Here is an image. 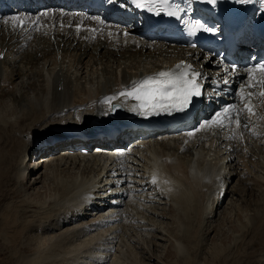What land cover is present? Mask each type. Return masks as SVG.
<instances>
[{
	"label": "bare ground",
	"instance_id": "6f19581e",
	"mask_svg": "<svg viewBox=\"0 0 264 264\" xmlns=\"http://www.w3.org/2000/svg\"><path fill=\"white\" fill-rule=\"evenodd\" d=\"M185 1L187 3L189 2V0ZM118 11L100 10L87 13L82 11L81 5L76 7L74 11L62 8L58 5H53L50 9H41L35 11L31 15L25 14L24 16H20L25 17V21L27 22L25 23L23 19H19L23 21V26H20L18 21H13L11 18L5 20L8 21L7 23H5V21L2 23L0 20V97L2 95H9L13 101L22 104V109H24L23 111L20 109L22 112L21 114L18 113L19 117L16 116L17 118L7 121L9 123L2 122L4 125L2 124L3 126L2 129H0V133L2 136L8 137L9 134V136L12 135L15 138L20 136L21 133H24V135L26 134L28 139L24 142V151L20 154V162L26 157L29 147L32 149L33 154H38L40 156L53 154L55 152L56 154L63 152L61 158L58 157L59 159L54 160L55 164H53L58 170L62 168V172H66L68 177H65V181L63 180L64 183L60 184L62 193L57 195V197L61 198L55 204L56 207H60L58 213L61 217L57 221L63 226H68L75 223L79 218H83L79 216L81 207L86 203L87 208V201L92 198L91 201L103 203L102 208H85L88 215L85 214L84 217H92V225H90V228H96L95 230H97L104 227V232L107 236L108 232L114 228L109 226L120 221L117 220L119 216L116 214V208H120L119 206L123 205L129 210L136 209L137 205L142 208L145 207L146 203L144 199L140 200L143 195L142 193L147 190V192H145L146 197L147 195L151 196L148 190H151L152 185L166 184L164 183L166 181L168 182V186L170 185V190L167 191V186L162 187V189L165 190L167 201L174 205V207H184L182 211L186 208L187 211H184L190 214L186 215V218L189 217V220L190 217L194 219V217H192V214H194V224H200V226H202L201 224L209 219L207 210L210 208L207 209L204 206V210L200 213L198 212V206L196 205V207L194 202L192 203V199L196 194L199 195L200 192L205 193L202 188H205L208 184V180L206 182L204 181L206 174L208 173L207 177H209L211 171H220V175L217 174L213 180V183H216L218 186L215 191L220 192V194H213L215 196L213 197L215 199L217 196L219 201L220 195L223 192L222 190L226 184V168L230 166L235 158V156L231 154V151H238L241 149H237L240 145V142H238V135L242 134L247 138V140H244V137H242L245 142L242 141L243 143H241L242 146L247 143L248 148L251 146H249L251 142H249L248 139H252V142H254L252 143L253 147L261 141L258 130L264 125V97L260 96L261 88H264V84L259 82L262 77L258 75H247L243 68L231 72L213 61L207 62L203 66V71L201 72L199 71V67L203 63V60L197 56L194 50L185 47H177V45L180 46V44L176 43V39L173 36L166 35V40H164L163 37L159 36V31H151L147 25L140 24L135 18H126L120 15ZM161 32L162 34H170L169 31ZM120 33L121 35H119ZM140 37L147 41L155 39L165 44H162L159 48H155L154 51H147L149 45L156 46L157 44L144 42ZM136 39H139L138 44L136 43ZM135 44H137V46ZM166 44L172 46H167ZM89 50H96L95 52H97V54L88 53ZM101 51L104 52L101 54ZM140 57L148 61L147 66H142V69L140 67H133V63L129 61V59L132 60ZM87 58L88 65L85 62ZM111 62L112 66L109 65ZM177 65H183L185 67L190 65V71L199 74L196 77V82H201L205 79L211 87H217L219 96L222 99L217 109L214 110L215 118L205 120L197 129L194 128L195 123H191L190 131L186 132V137L188 139L186 144L182 143L185 135H179L175 139H172L170 137H174V134H171L170 137L167 133L159 134V136L166 135L160 140H151L139 136V139L144 141L131 147L134 148L133 150L130 148L126 150L125 153L119 152L115 158H108V156H112V153H104L107 154V156H95L93 154L90 155L91 152L89 153L85 149L72 148L68 144L62 145L60 143L67 140V138L76 135L79 136V129H83V127L90 125L94 116L97 114V109L99 107H105L113 102H119L130 106V109L125 115V120H140L144 118L145 115L150 117L162 116L163 114H161V112L164 109L141 108L139 106V101L131 97L121 96L120 93L130 91L135 84H138L148 77H154L161 71L176 72L178 71ZM50 66H52L51 69L49 68ZM89 66L90 70H88L90 72L88 73L87 67ZM113 66H115L114 69ZM36 70L41 71L36 73ZM83 71L85 72L83 73ZM216 74L219 76L223 74V79H217ZM232 75H235V79L225 83ZM15 78L20 80L26 79L25 85H20L18 89L20 90L18 97L16 96L17 93H15L16 85L13 83ZM235 87H237L238 91L232 99L223 95L224 93L222 92H224V90L231 91ZM26 89L31 90V93H29L30 95H35L32 99L29 97V94L27 95L28 91H26ZM248 93H252V95L249 97ZM28 97L29 99L27 101ZM249 102L252 107L251 113H249L246 108ZM226 108L230 109V111L227 115H222L220 117L223 120L222 127L216 124H209L210 121L217 118L218 113L223 114ZM98 114L101 118H105V112H99ZM237 120L240 122L239 126L237 125ZM86 121H88L87 124H85ZM213 125H215V128L211 129ZM234 126L235 128L233 129ZM58 129H65L70 133L63 132L64 135L58 133L53 139L48 138L40 140L37 144L46 142L42 144V147H39L40 145L38 147L37 145H33L30 140L31 137L47 135ZM224 129L226 132L225 135L221 134ZM232 131H234L236 139L233 137ZM123 136L128 137L129 134L124 133V135H120L118 140L122 141L127 138ZM221 136H228V140L232 139V142L228 143L227 141L224 147L228 148L224 152V154L226 153L225 155H228L227 162H225V157L221 158L220 156L222 151L221 148L223 149L224 146H221L222 144L219 143L221 139H219V137ZM204 137L218 138L216 140V146L215 144L213 145V143L208 144L209 147L205 145L207 147L205 153L203 151H197L198 146L201 144V148L205 150L204 144L207 139H204ZM256 140H259V142ZM262 142L264 143L263 139ZM189 143L191 145L190 149H188ZM262 144L260 143L258 145ZM262 147H264V144ZM192 149L194 150L193 152H195L194 154L192 153ZM218 149H220V151ZM241 151L243 152V150ZM6 152L8 153V151ZM33 154L32 156H34ZM242 154H244V156L246 155L245 153ZM52 162L53 160H50L47 163L48 166ZM203 166H209V170H207L208 168L203 170ZM39 168L40 167L34 169L36 171L39 170ZM238 174L239 173H236L235 175ZM23 177L24 173L20 168L19 178L22 180ZM200 182L205 184L198 185ZM131 183H133V185L131 186L132 188L129 189L128 186H130ZM198 186L202 187L201 190L198 189ZM133 187H138L139 189H134ZM99 193L102 195H99ZM132 193H137L139 196H132ZM104 195L106 196L104 197ZM160 195L163 196L164 194ZM101 198L107 199L101 202ZM125 198H128V202L124 201ZM196 198H198V196H196ZM223 201L224 199L221 202ZM23 203L21 202L26 208L21 209L25 210L30 208L28 204ZM105 208L106 210H103ZM21 209L17 206L16 214L20 215L22 213ZM100 211L112 212L111 217H113V220L101 219L103 214L97 217ZM184 211L183 213L181 212V215L185 214ZM67 214H71L70 217ZM119 214H123V212ZM177 214L180 213L177 211ZM261 219L262 220L257 225V231L253 235V241L257 240L256 242L254 241L255 245L257 247L263 245V249L264 213ZM150 220L152 221V219ZM190 221L187 220V223L189 224ZM2 224V235L4 234L5 236L6 234L5 238L13 242L16 241L19 226L15 229L10 228L7 217L2 220ZM191 224L189 227L192 226ZM84 226L86 227L87 225ZM84 226L82 228H85ZM75 227L77 228V226H74V229ZM199 227L197 226V228ZM87 228L88 226L86 229ZM153 228H151L152 231ZM191 228L195 230L196 225H193ZM73 231L75 232L73 234H76V232L79 233L83 230L81 228L77 231L70 230V232ZM98 231L96 235L93 237L91 236V243L94 240H102L104 234L99 235ZM102 231L103 229L100 232ZM189 231L185 230L183 233ZM198 231L200 233L199 229ZM67 232L69 231L61 235V240L67 237ZM111 232L110 235L114 233ZM149 234L147 236H149ZM194 234V231L186 233V235H184V241L191 243L192 239L196 236ZM70 235L69 233V236ZM177 236L179 235L177 234ZM111 237L113 238V236ZM180 238L182 239V236ZM103 239L107 240L105 238ZM196 241L194 240V244ZM103 244V242L99 243L98 253L100 256L96 258L97 261L102 259L104 253L101 252L107 254V252L112 249L106 248ZM177 244V253L181 255L182 249H185L184 243L181 246V252L178 251L180 243L177 242ZM190 246L193 248L194 245ZM95 247L97 248V245ZM193 249H195V247ZM92 251L90 252L91 256H93ZM92 258L94 260L95 255Z\"/></svg>",
	"mask_w": 264,
	"mask_h": 264
},
{
	"label": "rangeland",
	"instance_id": "374dc122",
	"mask_svg": "<svg viewBox=\"0 0 264 264\" xmlns=\"http://www.w3.org/2000/svg\"><path fill=\"white\" fill-rule=\"evenodd\" d=\"M8 17L17 16L10 15L6 18ZM119 35H121V33ZM147 42L150 44H157L156 46L149 45V47H147V51H154L155 48H159L162 44H165L158 41ZM136 43H139V39H136ZM137 44L135 45L137 46ZM166 45L172 46L169 44ZM95 51L89 50L88 53L91 52L95 55L97 54ZM103 52L104 51H101V54ZM129 61L133 63V67L135 66L140 68L142 66H147L148 63V61H145V58L143 57L132 60L129 59ZM85 62L88 65V58L85 60ZM109 65L112 66V62ZM49 68L51 69L52 66ZM89 68L90 66L87 67V70ZM114 68L115 66H113V69ZM89 70L88 73L90 72ZM40 71L36 70V73ZM84 72L85 71H83V73ZM25 81L26 79L20 80L15 78L13 83L16 85L15 93H17V97L18 94H20V90L18 89L20 88V85H25ZM26 91H28L27 95L31 93V90L26 89ZM2 96L0 97V129H2L4 123H9L7 121L17 118L16 116L19 117L18 113L21 114V112L24 110L22 109V104L13 101L9 95L5 97ZM34 96L35 95L29 94L31 99ZM29 97L27 98V101ZM20 109H22V111ZM87 123L88 121H86L85 124ZM263 131L264 125L260 129L261 141L259 142V140H256L259 142L258 144L263 143ZM63 132L70 133L68 130L58 129L52 133H48L47 135H42L43 137H31L30 140L33 145H37V147L40 145L39 147H42V144L46 142H43L42 144H37V142L48 138L53 139L56 134H62ZM221 134L224 133L221 132ZM159 137L162 139L165 136ZM220 138H222V136L219 137V139ZM26 139L28 138L26 137V134L24 135V133H21V135L17 138L13 137L12 135L9 136V134L8 137L2 136L0 133V140L2 141H0V264H113V262L114 264H264V248L262 249L263 245L261 247H257L255 245L257 240H254L255 242L253 241V235L256 233L257 225L262 220L261 218L264 213V147H262L264 143L262 145L256 144L254 148L252 145L254 142L251 141V143H249V146H251L248 148L246 143L244 146H242V143L245 142H242L243 139L238 140L240 145L237 149H241L238 151H231V154L235 156V158L231 162L230 166H227L226 168V184L222 190L223 192L220 195L219 201L217 196L214 199V195L216 193L220 194V192L215 191L217 190L216 188H218V186L216 183H213V180L217 174L220 175V171L217 169L218 166L216 167L218 171L213 170V172L211 171L209 177H207L208 173L206 174V177H204L206 179H204L205 182L208 180V187L205 186V188L203 187L204 189L200 187L201 185L205 184H202L204 181L198 183V185L201 184L198 186V189L201 190L202 188L205 193L200 192V196L196 194L198 198H196V196L193 197L194 200L192 199V203L194 202V205L198 206V212L200 213H202L204 210V206L207 209L210 208L207 210V216L209 219L204 221L203 224H201L202 226H200V224H194V214L191 213L192 217H194V219H191L190 217L191 221L189 220V217L186 218V215H190L186 213V208L184 209L186 211L183 210L185 214L181 215V212L183 213L182 209L184 207L182 208L180 206H175L178 209L177 210L174 205L167 201V198H162L159 196L156 198L154 194H150L153 199L150 200L152 201L150 205L146 204L143 208L137 205L136 209L134 208L130 210L123 205V207L115 209L118 212H116L117 216H119L117 220L122 221L109 226L114 227L111 230L112 232L110 231L111 233H114L110 235V232H108L110 235L109 237L107 234L109 237L108 240L103 226V228L101 227L103 229V233L100 232L102 229L95 230L96 228H90V225H92V217H84L85 214L88 215L86 203L82 205L81 211L79 213V216L83 218H79V220L75 221V223L68 226H63L59 223V221H57L61 217L58 213L60 207H56L55 204L61 198L60 196V198H58L57 195L62 193L60 184L64 183L63 180L65 181L67 174L66 172H62V168L59 170L57 167L55 168V165L53 166V164H55L54 160L61 158L63 152L57 154L55 152L53 154H44L45 156H40L38 154H33L32 149L29 147L27 149L28 153L26 154V157L20 162V154L22 151H24L23 148L24 142L27 141ZM222 142L223 141H219L221 144ZM205 145L206 142L204 146ZM201 147L202 144L199 148H197V151H203L205 153L207 147L205 146V150ZM193 149L192 153L194 154L195 152L193 151L195 149ZM226 149L228 148L226 147ZM218 150L220 151V149ZM241 150H243V152ZM6 151H8V153ZM224 152L225 149L221 151L220 156L221 158L225 157V162H227L228 155H225L226 153L224 154ZM242 153H245L246 157ZM32 154L34 156H32ZM90 155L92 154L90 153ZM50 160H53V162L48 166L47 163ZM37 167L40 168L39 170L35 171ZM20 168L24 173L22 180L19 178ZM205 168H208L207 170H209V166H203V170H206ZM51 173L53 177L51 176ZM236 173L239 174L235 175ZM145 192H147V190H145ZM145 192L142 193L143 195L141 196L140 200L146 198ZM135 194L137 195V193ZM136 195L135 197L139 196ZM223 199L224 201L221 202ZM105 200L106 199H103L101 202ZM156 201L157 204L154 203ZM21 202H25L30 206V208L25 210L21 209L26 208L25 205L21 204ZM147 203H149V201ZM17 206L21 209L22 213L20 215L16 214ZM103 210H106V208ZM177 211L180 214H177ZM122 212L124 215L119 214ZM106 214L107 212L105 215ZM67 215L70 217L71 214ZM99 215L100 214H97V217ZM5 217L8 218V225L10 228L15 229L17 226H19L17 239L14 242L5 238L6 234L5 236L4 234L2 235V220ZM104 217L105 216L102 215V218ZM150 219H152V221ZM187 220L190 221L189 224L187 223ZM190 224L192 226L196 225V228L197 226L202 228L199 227L197 229L195 228L194 230L191 228L192 226L189 227ZM84 225H87L88 228L86 229L87 226L85 227ZM74 226H77V228L75 227L74 229ZM83 226L85 228H82ZM147 226L150 227L148 228ZM185 226L188 228L186 229ZM78 227L83 230L81 231L82 233L78 231L79 233L76 232V235L73 234L75 233L74 231L70 232V230H79ZM151 228H153V231ZM189 228L190 231H194V235H196L194 239H192V242H189L190 244L184 241V235L190 232ZM198 229L200 230V233ZM87 230L91 232H88ZM185 230H188L189 232L183 233ZM66 231H69L67 232V237L62 238L61 240V235H63ZM97 231L99 235L104 234L103 238L107 240L102 238V240H94L91 243L90 238L91 236L93 237L96 235ZM69 233L71 234L70 236ZM148 234L149 236H147ZM177 234L179 236H177ZM180 235L182 236V239L180 238ZM111 236H113V238ZM194 240L198 241H196L194 244ZM101 242L104 243L103 245L106 246V248L112 249H109L110 251L107 252V254L105 252H101L104 254L102 255V259H100L101 263H99L100 261H97L96 258L100 256L98 253V248L99 243ZM177 242L180 243V248L178 249L179 252H181V246L183 243L185 246V249L183 248L184 246L182 247L183 249L181 255L177 253ZM96 245L97 248L95 247ZM190 245H194L193 248L195 247V249H193ZM91 251L92 255H95V261L92 258L93 256L90 255ZM94 252H97L98 254ZM103 258L104 263H102Z\"/></svg>",
	"mask_w": 264,
	"mask_h": 264
},
{
	"label": "snow or ice",
	"instance_id": "6c2138e0",
	"mask_svg": "<svg viewBox=\"0 0 264 264\" xmlns=\"http://www.w3.org/2000/svg\"><path fill=\"white\" fill-rule=\"evenodd\" d=\"M137 8H143L145 5H151L155 3V0H133ZM209 3H214L215 0H208ZM163 3H167V0H163ZM151 11L152 8L149 7ZM169 15H175V12H170ZM13 21H18L20 26H23V21L18 17H12ZM8 21H5L7 23ZM196 28H204L203 25L198 22L192 26L193 32ZM205 31H211V29L204 28ZM176 72L161 71L154 77H148L138 84H135L130 91L121 92V96L131 97L140 102L139 106L144 109H183L189 105L190 100L199 96L200 89L196 83V77L198 73L191 72V66L177 65ZM259 71L264 74V63L258 65L257 68L249 69V73ZM227 83V81H225ZM264 84V80L260 81ZM249 97L252 93H248ZM260 96L264 97V91L260 92ZM247 111L252 112L250 102L246 105ZM230 109H224V113L217 114V118L210 121L209 124H216L223 126V120L220 118L222 115H227ZM237 120V125L239 126ZM155 182V181H154Z\"/></svg>",
	"mask_w": 264,
	"mask_h": 264
}]
</instances>
